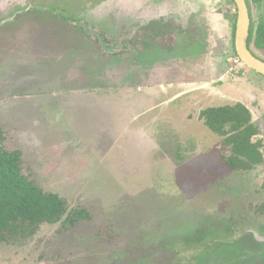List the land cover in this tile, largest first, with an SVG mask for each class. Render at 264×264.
<instances>
[{
  "label": "rangeland",
  "instance_id": "obj_1",
  "mask_svg": "<svg viewBox=\"0 0 264 264\" xmlns=\"http://www.w3.org/2000/svg\"><path fill=\"white\" fill-rule=\"evenodd\" d=\"M234 14L230 0H0L5 147L92 216L0 243V264L264 263L247 232L264 237V78L233 63ZM249 20L260 55L264 0ZM79 96L93 98V124L71 112ZM234 103L258 129L249 171L225 166L229 148L199 120Z\"/></svg>",
  "mask_w": 264,
  "mask_h": 264
},
{
  "label": "trees",
  "instance_id": "obj_2",
  "mask_svg": "<svg viewBox=\"0 0 264 264\" xmlns=\"http://www.w3.org/2000/svg\"><path fill=\"white\" fill-rule=\"evenodd\" d=\"M262 1L245 0L249 18L251 6ZM230 3L234 8L235 23V5L232 0ZM253 31L250 24L247 47L252 55L264 62V25L257 26L253 40L255 48L262 51L260 55L251 48ZM233 52L236 56L234 46ZM199 120L212 134L221 138L223 146L229 148L230 156L224 160L229 170L249 171L262 163L260 145L253 142V138L258 135V129L253 124L251 113L246 106L234 103L208 107L200 112ZM4 142V130L0 126V243L27 240L33 237L42 225L61 222L67 229H72L81 222L92 220L91 213L86 208L69 210L65 199L55 193L46 192L37 185L24 170L22 152L8 150ZM259 211L264 212V205Z\"/></svg>",
  "mask_w": 264,
  "mask_h": 264
},
{
  "label": "water",
  "instance_id": "obj_3",
  "mask_svg": "<svg viewBox=\"0 0 264 264\" xmlns=\"http://www.w3.org/2000/svg\"><path fill=\"white\" fill-rule=\"evenodd\" d=\"M236 10V22L234 31V50L240 62L250 70L256 72L264 78V62L256 58L247 47L249 35V12L245 0H232ZM254 239L259 243H264V237L258 235L254 230H248Z\"/></svg>",
  "mask_w": 264,
  "mask_h": 264
},
{
  "label": "crops",
  "instance_id": "obj_4",
  "mask_svg": "<svg viewBox=\"0 0 264 264\" xmlns=\"http://www.w3.org/2000/svg\"><path fill=\"white\" fill-rule=\"evenodd\" d=\"M103 50V49H102ZM105 51V52H104ZM101 53L103 54V55H113V53H110L108 50L106 51V50H103V51H101ZM114 53H116L115 52V50H114ZM85 96H79L78 98H77V101H81V102H79V103H75V101L74 102H72V105H73V107L71 108V112L73 113V111H74V108H76V109H81L82 111H84V112H86L87 113V121L89 122V119H90V121H91V123L93 124L94 123V120H93V118H95V107L93 106V103H90L92 100H93V98H91V97H89L87 100H85V98H84ZM33 98H25V99H23V100H17V101H20V102H30V103H34L35 102V100H32ZM12 100L14 101V100H16L15 98H12ZM45 100L46 101H49L51 104H53L54 103V101H55V97L54 96H51V98L49 99L48 98V100H47V97L45 98ZM56 102V101H55ZM7 103H8V100H7ZM55 104V103H54ZM53 104V105H54ZM55 106H59V105H57V104H55ZM60 108H61V106H60ZM62 109V108H61ZM23 113H25V112H23ZM20 114L19 113V115L20 116H25L24 114ZM25 118V117H24ZM24 118H19V119H21V120H24ZM21 124H24V122L22 121L21 122ZM1 126V125H0ZM28 125H25V128L27 127ZM92 126V125H91ZM91 126H89V130H91ZM2 127V126H1ZM24 129V128H23ZM89 130H88V133H89ZM25 134H27L28 132H24ZM17 150H20V149H17ZM21 152H22V155H23V151L22 150H20Z\"/></svg>",
  "mask_w": 264,
  "mask_h": 264
},
{
  "label": "built area",
  "instance_id": "obj_5",
  "mask_svg": "<svg viewBox=\"0 0 264 264\" xmlns=\"http://www.w3.org/2000/svg\"><path fill=\"white\" fill-rule=\"evenodd\" d=\"M233 63L236 65L240 64V60L237 58V56L234 57Z\"/></svg>",
  "mask_w": 264,
  "mask_h": 264
}]
</instances>
